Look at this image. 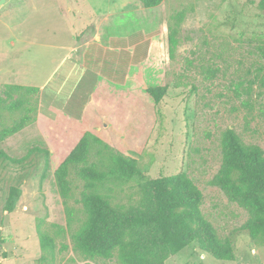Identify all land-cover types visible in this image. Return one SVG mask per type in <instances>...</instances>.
I'll list each match as a JSON object with an SVG mask.
<instances>
[{
    "label": "rangeland",
    "instance_id": "rangeland-1",
    "mask_svg": "<svg viewBox=\"0 0 264 264\" xmlns=\"http://www.w3.org/2000/svg\"><path fill=\"white\" fill-rule=\"evenodd\" d=\"M258 2L163 0L144 9L150 12L156 37L150 59L126 87L108 90L92 102L104 112L90 128L109 146V153L134 157L142 175L151 178L184 172L202 194L204 217L233 247L232 260H219L192 242L164 264H264V238L254 243L243 228L246 210L210 183L221 163L220 135L225 129L232 128L245 144L264 150V13ZM76 4L0 3V88L19 83L8 75L14 68L25 79L38 81L52 69L57 55L44 44L71 43L74 32L85 35L84 22L74 16ZM179 10L184 18L170 58L167 23ZM157 86L166 91L155 101L147 88ZM36 113L33 122L0 141L1 153L21 158H0V264H38L37 221L42 220L44 228L66 224L53 173L80 133L71 125L62 130L38 122ZM19 114L0 109V125ZM139 183L133 176L114 188L115 202L135 205L141 197ZM75 184L77 198L81 183ZM9 186L20 190L12 212L4 208ZM60 241L68 249L56 253V264H118L115 256L85 261L72 251L68 235L59 238L57 246Z\"/></svg>",
    "mask_w": 264,
    "mask_h": 264
},
{
    "label": "trees",
    "instance_id": "trees-1",
    "mask_svg": "<svg viewBox=\"0 0 264 264\" xmlns=\"http://www.w3.org/2000/svg\"><path fill=\"white\" fill-rule=\"evenodd\" d=\"M139 1L144 8H152L163 0ZM258 9L264 13V0H259ZM183 18L184 12L179 10L167 23L170 58L174 57L179 43ZM37 91V87L19 84L0 88V109L20 111L10 124L0 125V141L34 121ZM165 91V86L147 88L155 101ZM86 125H82L81 137L54 170L66 224L44 228L42 220L37 221L38 264H56V253L68 249L62 241L57 246V240L66 235L72 251L85 261L115 256L118 264H164L168 256L179 253L192 242L216 259L234 258L228 239H221L204 217L202 194L184 172L155 178L142 175L134 157L109 153V146ZM220 148L221 163L210 183L246 210L248 216L243 228L254 243H259L264 238V150L245 144L232 128L221 133ZM0 158L21 160L1 152ZM133 176L140 178L139 201L130 206L116 203L112 191ZM76 181L81 183L77 198ZM7 190L4 208L12 212L20 190L18 186H9ZM74 224L77 226L73 227Z\"/></svg>",
    "mask_w": 264,
    "mask_h": 264
},
{
    "label": "crops",
    "instance_id": "crops-1",
    "mask_svg": "<svg viewBox=\"0 0 264 264\" xmlns=\"http://www.w3.org/2000/svg\"><path fill=\"white\" fill-rule=\"evenodd\" d=\"M75 1L79 11L74 16L84 22L85 35L74 32L71 43L44 44L57 55L52 58V69L38 81L25 79L15 68L8 74L19 82L15 84L38 88V122L58 125L62 130L74 126L80 135L73 146L84 123L90 128L98 117L101 119L104 110L93 105L95 98L126 87L156 45L150 12L139 0Z\"/></svg>",
    "mask_w": 264,
    "mask_h": 264
},
{
    "label": "water",
    "instance_id": "water-1",
    "mask_svg": "<svg viewBox=\"0 0 264 264\" xmlns=\"http://www.w3.org/2000/svg\"><path fill=\"white\" fill-rule=\"evenodd\" d=\"M4 0H0V3L3 2Z\"/></svg>",
    "mask_w": 264,
    "mask_h": 264
}]
</instances>
